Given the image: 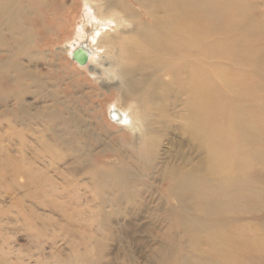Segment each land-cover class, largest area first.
Here are the masks:
<instances>
[{"label": "bare ground", "instance_id": "1", "mask_svg": "<svg viewBox=\"0 0 264 264\" xmlns=\"http://www.w3.org/2000/svg\"><path fill=\"white\" fill-rule=\"evenodd\" d=\"M61 43L64 57L50 53ZM93 61L106 78L95 94L122 107H108L110 123L78 87L60 89L69 66ZM0 117L1 184L24 174L40 194L70 192L32 165L39 153L14 128L32 123L81 151L71 172L102 206L131 169L150 172L155 133H177L196 158L175 156L154 186L175 204L167 264H264V0H0Z\"/></svg>", "mask_w": 264, "mask_h": 264}, {"label": "rangeland", "instance_id": "2", "mask_svg": "<svg viewBox=\"0 0 264 264\" xmlns=\"http://www.w3.org/2000/svg\"><path fill=\"white\" fill-rule=\"evenodd\" d=\"M75 22L66 35L69 39L73 37ZM64 45H52L49 51L64 57ZM103 55L102 52V62H108ZM43 68L38 71L40 75L52 72L50 67ZM69 68L71 75L62 78V93L67 95L71 93L70 88L78 87L76 95L93 99V106L110 123L108 107H122L114 95L101 99L95 94L106 83L105 76L99 74L100 66L93 61L87 69ZM26 100L34 102L31 98ZM14 128L25 135L27 147L39 153L32 165L59 187L67 185L70 192L58 198L49 189L40 194L39 188L28 185L30 180L36 183L39 176L29 180L24 174L15 177L12 185L0 183V216H5L0 219L5 229L3 239L0 238V264H167L170 261L172 246L167 232L172 225L175 204L165 206L154 186L161 182L165 166L175 156L182 158V163L196 158L177 133H155L153 160L144 164L150 172L131 169L130 175L118 184L117 193L110 196L114 199L112 204L102 206L89 181L71 172L78 167L75 157L81 156L79 149L55 145L53 133L33 129L32 123ZM37 138L41 144L34 143ZM10 141L9 145L2 144L15 151L18 146L13 139ZM24 156L26 161L32 160L30 151ZM103 161L115 172L120 170L115 157L107 155Z\"/></svg>", "mask_w": 264, "mask_h": 264}, {"label": "water", "instance_id": "3", "mask_svg": "<svg viewBox=\"0 0 264 264\" xmlns=\"http://www.w3.org/2000/svg\"><path fill=\"white\" fill-rule=\"evenodd\" d=\"M75 59L81 63L84 64L87 61V54L85 51L78 49L77 51H75Z\"/></svg>", "mask_w": 264, "mask_h": 264}]
</instances>
